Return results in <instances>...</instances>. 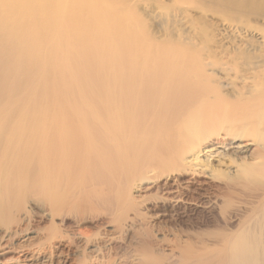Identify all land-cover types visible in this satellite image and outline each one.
<instances>
[{
	"label": "bare ground",
	"instance_id": "6f19581e",
	"mask_svg": "<svg viewBox=\"0 0 264 264\" xmlns=\"http://www.w3.org/2000/svg\"><path fill=\"white\" fill-rule=\"evenodd\" d=\"M106 219L141 264H264V0H0V264Z\"/></svg>",
	"mask_w": 264,
	"mask_h": 264
},
{
	"label": "rangeland",
	"instance_id": "374dc122",
	"mask_svg": "<svg viewBox=\"0 0 264 264\" xmlns=\"http://www.w3.org/2000/svg\"><path fill=\"white\" fill-rule=\"evenodd\" d=\"M27 206H28L26 207L27 210L32 212V214L35 215L36 217L35 213L38 212V209L34 207L33 205L32 206L27 205ZM33 209L34 211H32ZM52 223L54 226L58 227L59 230L61 229V232H63L64 234L67 233V230L69 232L71 231V228L73 229L74 227V224L71 218H64L63 221H61V219H55V221H53ZM98 223L96 224V227H94L95 226L94 223L93 224L88 223L87 224L88 228L85 227L89 231V235H90V243L88 246L83 247L81 245L75 244L73 241L70 243V245L67 246V244L63 242V246L60 247L61 250H57V251L55 249L51 250L50 257L48 258L47 261L45 262L36 261L33 264H45V263L46 264H128V263L129 264H137V263L141 264L140 261H145L146 254L143 253L140 248L136 247V246L140 247L141 245V243H139L138 240L136 239H139L141 237L145 238V235H144L145 232H143L142 230H138V231H134V234L131 233L130 235H128L125 232L126 230L125 225L120 223L119 227H121L122 229H120V231L118 232L119 234L117 233L116 235L113 236V231L111 227L114 225V223H111L110 219H106V221L99 220ZM49 225H50L49 222L41 226L34 225L33 227H31L30 231L32 232L39 231L43 237V240H47L50 238V234H51V231L47 228ZM165 228L168 230L167 227ZM165 228L164 227L159 228L155 226L154 229L152 228L148 232L150 233L152 230L151 234H149V238L150 237H153V238H150V240L148 238V240L153 245L156 243L153 247L155 250H152L153 252L152 256L155 257L156 259H159V263H161L163 258L164 259L166 258L165 249L169 248L168 245L172 246L173 244L172 242H170V239L169 241L167 240L168 241L167 242L166 239H163L162 237H160L162 233L160 231H163V230L165 231ZM137 232L138 233L140 232V234H137ZM211 232L213 233V231L210 229V231L208 232H204V233L200 232V233L193 234L194 235L193 237L200 238L202 240L204 239L205 241L209 239L211 240L213 237V235H211ZM135 235H136V238H135ZM140 235L141 237H139ZM112 236L115 238L116 241L110 240L113 238ZM153 239L156 241H154ZM113 243H114V246H113ZM93 246L96 248H94ZM136 248H138V250ZM137 251H140V252L138 253ZM84 252H85V258H82V255L84 254ZM165 260L162 261L163 264H167L170 262V260L169 261L166 260V262ZM7 263L10 264L11 262L7 261ZM11 264H14V263H11Z\"/></svg>",
	"mask_w": 264,
	"mask_h": 264
}]
</instances>
